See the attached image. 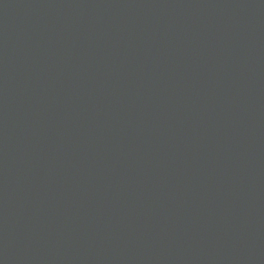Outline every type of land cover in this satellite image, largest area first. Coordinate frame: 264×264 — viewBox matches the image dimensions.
<instances>
[{
	"label": "water",
	"instance_id": "water-1",
	"mask_svg": "<svg viewBox=\"0 0 264 264\" xmlns=\"http://www.w3.org/2000/svg\"><path fill=\"white\" fill-rule=\"evenodd\" d=\"M73 1L0 0V221L23 172L51 193L73 155L99 184L83 242L17 261L264 264V0Z\"/></svg>",
	"mask_w": 264,
	"mask_h": 264
},
{
	"label": "bare ground",
	"instance_id": "bare-ground-1",
	"mask_svg": "<svg viewBox=\"0 0 264 264\" xmlns=\"http://www.w3.org/2000/svg\"><path fill=\"white\" fill-rule=\"evenodd\" d=\"M57 1L59 2L58 5L55 4ZM49 2L53 10L59 13L77 8L73 0H49ZM19 6L20 4L16 3V8ZM124 10L127 11L128 8H124ZM145 139L149 141L147 138ZM109 140H111V136L103 135L101 137V143L104 147L109 146ZM148 149V147L144 149V155L151 153ZM150 156L153 158L156 153H151ZM75 161L76 157L73 155H69L66 160L64 158V171L60 169V163H58L59 169L53 174L51 180L56 184H61L62 188H56V184H52L51 193H48L51 185L48 179H25L24 172L21 174L25 184V190L20 192L23 208L16 214L10 210L7 218L0 221V264H21L17 261V252L23 259L28 252L35 253L37 248L49 252L57 243L61 242L63 237H71L75 241L78 239V242L85 240L77 234L74 225L69 224L68 220L75 215L76 206L86 209L95 206L93 202H95V194H97L99 184L97 183L93 187V179L86 173V167L82 160L79 159L81 165H74ZM66 163L73 165V173L67 169ZM41 196H49L50 201H56L59 198L67 201V214L60 213L59 206L55 208L56 211L49 212L48 217L53 221V229L44 226L38 206L30 203L31 200H37L39 206H42L44 203ZM28 230L35 231V236L26 239L25 232ZM11 238L16 239V243L11 244ZM23 239H25L24 241L30 240L31 244L24 245ZM10 251H12L11 256ZM39 262L42 261L39 260Z\"/></svg>",
	"mask_w": 264,
	"mask_h": 264
}]
</instances>
